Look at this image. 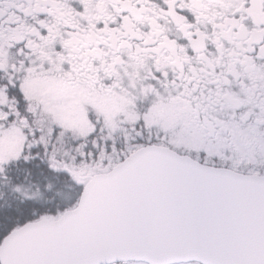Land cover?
Segmentation results:
<instances>
[{
    "label": "snow or ice",
    "instance_id": "obj_1",
    "mask_svg": "<svg viewBox=\"0 0 264 264\" xmlns=\"http://www.w3.org/2000/svg\"><path fill=\"white\" fill-rule=\"evenodd\" d=\"M0 264H264V0H0Z\"/></svg>",
    "mask_w": 264,
    "mask_h": 264
}]
</instances>
